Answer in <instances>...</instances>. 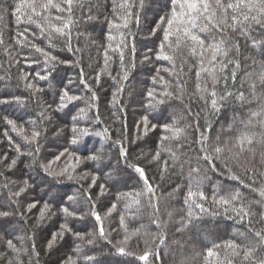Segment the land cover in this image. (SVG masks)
Here are the masks:
<instances>
[{
  "label": "trees",
  "instance_id": "trees-1",
  "mask_svg": "<svg viewBox=\"0 0 264 264\" xmlns=\"http://www.w3.org/2000/svg\"><path fill=\"white\" fill-rule=\"evenodd\" d=\"M0 264H264V0H0Z\"/></svg>",
  "mask_w": 264,
  "mask_h": 264
},
{
  "label": "snow or ice",
  "instance_id": "snow-or-ice-1",
  "mask_svg": "<svg viewBox=\"0 0 264 264\" xmlns=\"http://www.w3.org/2000/svg\"><path fill=\"white\" fill-rule=\"evenodd\" d=\"M169 23H171V22H169ZM193 39H195V37H193ZM165 58H167V57H165ZM69 99H71V98H69ZM217 151H219V149H217ZM5 215H6V213H5ZM142 259H147V256L145 255L144 257H142Z\"/></svg>",
  "mask_w": 264,
  "mask_h": 264
}]
</instances>
